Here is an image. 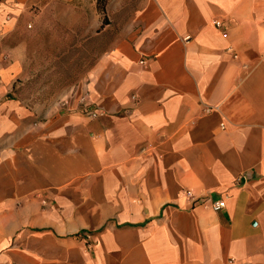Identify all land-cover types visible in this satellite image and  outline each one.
Masks as SVG:
<instances>
[{
	"label": "crops",
	"instance_id": "0c3cea01",
	"mask_svg": "<svg viewBox=\"0 0 264 264\" xmlns=\"http://www.w3.org/2000/svg\"><path fill=\"white\" fill-rule=\"evenodd\" d=\"M23 28L45 56L0 48V264H264V0H0Z\"/></svg>",
	"mask_w": 264,
	"mask_h": 264
},
{
	"label": "rangeland",
	"instance_id": "374dc122",
	"mask_svg": "<svg viewBox=\"0 0 264 264\" xmlns=\"http://www.w3.org/2000/svg\"><path fill=\"white\" fill-rule=\"evenodd\" d=\"M27 29H20L17 31H13L12 35L10 36L9 33L5 31H0V48L1 49H8L9 46L15 42H27L28 52L36 58V64L39 65L41 63V59L43 55V48L40 44L41 40V32L39 31L36 36H32L31 33ZM50 36L52 35L51 31H49ZM56 34L55 30H53V36ZM45 36V34H44ZM36 42V43H35ZM43 47H47L46 44Z\"/></svg>",
	"mask_w": 264,
	"mask_h": 264
},
{
	"label": "built area",
	"instance_id": "2783aa9c",
	"mask_svg": "<svg viewBox=\"0 0 264 264\" xmlns=\"http://www.w3.org/2000/svg\"><path fill=\"white\" fill-rule=\"evenodd\" d=\"M215 25L219 28L222 27V21L220 20H215L214 21ZM85 113L90 116V117H96L98 115H101L103 112L99 111L98 109H95V108H91L87 103H85ZM213 209L218 211V210H221L222 208L225 207V201L224 200H218L216 202L213 203L212 205Z\"/></svg>",
	"mask_w": 264,
	"mask_h": 264
}]
</instances>
